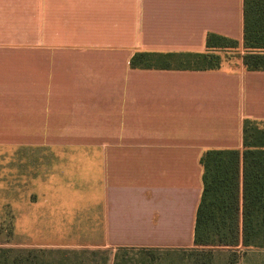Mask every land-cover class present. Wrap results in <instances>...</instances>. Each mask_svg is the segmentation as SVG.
<instances>
[{
    "label": "crops",
    "instance_id": "crops-1",
    "mask_svg": "<svg viewBox=\"0 0 264 264\" xmlns=\"http://www.w3.org/2000/svg\"><path fill=\"white\" fill-rule=\"evenodd\" d=\"M211 33L239 41L235 60L131 65L205 52ZM243 38L244 0H0V189L9 159L13 231L43 235L16 241L195 247L201 156L242 149L245 120L264 122V70L245 66Z\"/></svg>",
    "mask_w": 264,
    "mask_h": 264
},
{
    "label": "trees",
    "instance_id": "trees-1",
    "mask_svg": "<svg viewBox=\"0 0 264 264\" xmlns=\"http://www.w3.org/2000/svg\"><path fill=\"white\" fill-rule=\"evenodd\" d=\"M239 47L237 39L211 33L205 52H137L131 65L216 69L221 67V55L216 50ZM243 47L245 66L264 70V0H244ZM201 163L204 188L197 211L195 247L264 249V127L260 121L245 120L242 149H209L201 156ZM142 251L152 261L160 258L158 251L163 250ZM191 252L204 255L199 249ZM13 264H20V260L15 259Z\"/></svg>",
    "mask_w": 264,
    "mask_h": 264
},
{
    "label": "rangeland",
    "instance_id": "rangeland-1",
    "mask_svg": "<svg viewBox=\"0 0 264 264\" xmlns=\"http://www.w3.org/2000/svg\"><path fill=\"white\" fill-rule=\"evenodd\" d=\"M236 50L218 49L221 55V66L235 60ZM264 127V122H260ZM41 154H35V166H39ZM9 159L3 163L2 177L5 182L0 189V264H13L15 259L20 264H264V249H245L241 246H202L193 247L189 251H158L160 258H148L139 249H101L95 251L89 248H53L43 249L35 246L23 245L18 240H42L43 235L32 233H16L13 231L12 204L10 199L11 183L9 182ZM38 168V167H37ZM4 198L6 201H3ZM50 235H44L47 237ZM74 236V235H67ZM202 250L192 254L191 250ZM201 257V258H200ZM199 260V261H198Z\"/></svg>",
    "mask_w": 264,
    "mask_h": 264
}]
</instances>
